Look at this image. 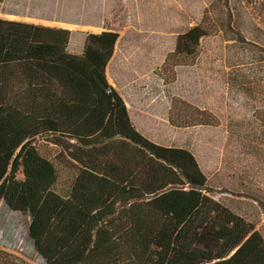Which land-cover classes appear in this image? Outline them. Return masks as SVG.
<instances>
[{"label":"trees","instance_id":"1","mask_svg":"<svg viewBox=\"0 0 264 264\" xmlns=\"http://www.w3.org/2000/svg\"><path fill=\"white\" fill-rule=\"evenodd\" d=\"M209 28L180 34L164 65L192 63ZM70 37L0 19V202L27 216L39 264H264L263 236L211 198L194 156L133 127L105 75L118 35L87 34L79 54ZM182 105L171 103L172 126L211 124ZM44 144L77 164L64 193ZM242 196L264 206V195ZM0 264L31 263L0 249Z\"/></svg>","mask_w":264,"mask_h":264},{"label":"rangeland","instance_id":"2","mask_svg":"<svg viewBox=\"0 0 264 264\" xmlns=\"http://www.w3.org/2000/svg\"><path fill=\"white\" fill-rule=\"evenodd\" d=\"M0 19L66 29L72 54L82 51L87 34L116 33L105 75L135 130L160 146L188 150L215 186L211 198L264 238L263 204L242 196L264 195V0H0ZM198 25L210 33L193 62L165 66L176 38ZM173 100L186 113L203 111L211 124L172 126ZM41 149L57 158L64 193L76 162L53 144ZM27 226V216L0 202V249L39 264Z\"/></svg>","mask_w":264,"mask_h":264},{"label":"built area","instance_id":"3","mask_svg":"<svg viewBox=\"0 0 264 264\" xmlns=\"http://www.w3.org/2000/svg\"><path fill=\"white\" fill-rule=\"evenodd\" d=\"M0 238H1V235H0ZM21 244H22V239L17 240V248H19Z\"/></svg>","mask_w":264,"mask_h":264},{"label":"crops","instance_id":"4","mask_svg":"<svg viewBox=\"0 0 264 264\" xmlns=\"http://www.w3.org/2000/svg\"><path fill=\"white\" fill-rule=\"evenodd\" d=\"M36 25V24H35ZM43 26V25H42ZM53 28H55V27H53Z\"/></svg>","mask_w":264,"mask_h":264}]
</instances>
